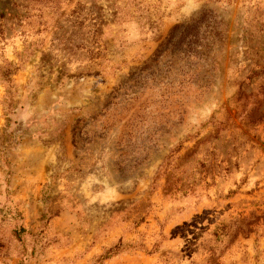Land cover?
<instances>
[{"label": "rangeland", "instance_id": "1", "mask_svg": "<svg viewBox=\"0 0 264 264\" xmlns=\"http://www.w3.org/2000/svg\"><path fill=\"white\" fill-rule=\"evenodd\" d=\"M0 264H264V0H0Z\"/></svg>", "mask_w": 264, "mask_h": 264}, {"label": "trees", "instance_id": "2", "mask_svg": "<svg viewBox=\"0 0 264 264\" xmlns=\"http://www.w3.org/2000/svg\"><path fill=\"white\" fill-rule=\"evenodd\" d=\"M107 257H105V255H104V257H103V259H106Z\"/></svg>", "mask_w": 264, "mask_h": 264}]
</instances>
